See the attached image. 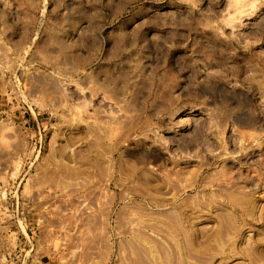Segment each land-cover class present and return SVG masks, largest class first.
I'll return each mask as SVG.
<instances>
[{
    "label": "rangeland",
    "instance_id": "rangeland-1",
    "mask_svg": "<svg viewBox=\"0 0 264 264\" xmlns=\"http://www.w3.org/2000/svg\"><path fill=\"white\" fill-rule=\"evenodd\" d=\"M263 165L264 0H0V264H264Z\"/></svg>",
    "mask_w": 264,
    "mask_h": 264
},
{
    "label": "bare ground",
    "instance_id": "bare-ground-1",
    "mask_svg": "<svg viewBox=\"0 0 264 264\" xmlns=\"http://www.w3.org/2000/svg\"><path fill=\"white\" fill-rule=\"evenodd\" d=\"M240 161H241V160L238 161V164H239ZM263 166H264V165H263ZM249 177H250V176H249ZM236 179H237V183H238L239 180L241 179V178H240V174H239V176L236 177ZM237 183H236V184H237ZM257 214H258V213H257ZM262 217H263L262 219L264 220V213H263ZM254 219H255V221H256V218H255V217L253 218L252 221H254ZM252 223H253V222H252ZM253 224H254V223H253ZM262 229H263V228H262Z\"/></svg>",
    "mask_w": 264,
    "mask_h": 264
},
{
    "label": "crops",
    "instance_id": "crops-1",
    "mask_svg": "<svg viewBox=\"0 0 264 264\" xmlns=\"http://www.w3.org/2000/svg\"><path fill=\"white\" fill-rule=\"evenodd\" d=\"M39 264H47L43 260H40Z\"/></svg>",
    "mask_w": 264,
    "mask_h": 264
}]
</instances>
